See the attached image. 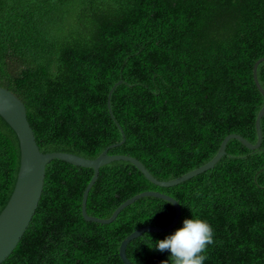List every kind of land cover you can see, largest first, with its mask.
Returning <instances> with one entry per match:
<instances>
[{"label":"trees","instance_id":"obj_1","mask_svg":"<svg viewBox=\"0 0 264 264\" xmlns=\"http://www.w3.org/2000/svg\"><path fill=\"white\" fill-rule=\"evenodd\" d=\"M264 57V0H0V86L25 106L41 153L137 159L157 180L209 162L223 139L255 144L264 97L253 80ZM264 90V61L257 67ZM120 82L119 84H117ZM109 97L110 116L107 106ZM261 145L236 139L210 170L179 185H153L125 161L99 168L87 215L107 219L129 198L155 191L175 199L177 225L126 247L131 264L171 255L147 245L198 218L213 229L203 264H264V116ZM19 144L0 117V213L16 181ZM93 176L52 160L34 216L1 264H123L121 241L143 226L164 227L173 206L144 197L110 224L84 221Z\"/></svg>","mask_w":264,"mask_h":264},{"label":"water","instance_id":"obj_2","mask_svg":"<svg viewBox=\"0 0 264 264\" xmlns=\"http://www.w3.org/2000/svg\"><path fill=\"white\" fill-rule=\"evenodd\" d=\"M263 61L264 57L258 59L254 63L252 75L257 89L264 97V90L259 85L257 79V67ZM119 83L120 82L117 84ZM117 84L112 87L108 95L107 106L110 116H112V114L110 112L109 97ZM263 116L264 104L255 119V130L257 135V141L255 144L247 142L243 137L237 134L227 135L221 142L217 154L209 162L173 180L160 181L154 178L137 159L125 155L108 154L109 149L120 146L125 142V135L119 126L118 128L122 133L121 142L107 147L95 159H85L78 155L66 152L41 153L35 141L34 133L27 120L24 104L11 91L0 86V117L15 133L18 139L20 152L19 167L14 188L5 207L0 213V264L13 252L24 232L28 228L42 195L46 166L52 160L57 159L73 166L90 168L93 170V176L84 190L81 203V215L86 222H94L103 225L110 224L118 217L123 209L144 197L162 199L169 202L173 206L174 217L170 224L164 227H140L121 241L118 249V256L123 264H131L126 256L127 245L134 239L147 232H169L179 222L181 209L178 202L172 197L155 191H145L129 198L120 204L107 219L89 216L86 212L87 197L91 187L98 178L99 168L116 161L129 162L135 166L146 178V180H148L153 185L162 188L173 187L212 169L226 154V145L230 139L238 140L250 150L257 149L262 142L260 120Z\"/></svg>","mask_w":264,"mask_h":264},{"label":"clouds","instance_id":"obj_3","mask_svg":"<svg viewBox=\"0 0 264 264\" xmlns=\"http://www.w3.org/2000/svg\"><path fill=\"white\" fill-rule=\"evenodd\" d=\"M212 227L198 218L185 219L183 227L163 240L153 241L147 245L160 252L170 250V257L162 264H203L206 246L214 243Z\"/></svg>","mask_w":264,"mask_h":264}]
</instances>
